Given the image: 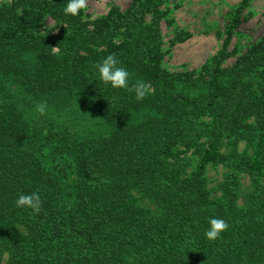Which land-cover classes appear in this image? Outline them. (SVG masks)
<instances>
[{
	"label": "trees",
	"instance_id": "16d2710c",
	"mask_svg": "<svg viewBox=\"0 0 264 264\" xmlns=\"http://www.w3.org/2000/svg\"><path fill=\"white\" fill-rule=\"evenodd\" d=\"M163 3L91 19L0 2V264H264V34L230 66L225 45L169 72ZM109 54L151 93L105 86ZM209 166L227 170L214 190ZM32 192L38 213L15 204ZM209 217L228 223L215 241Z\"/></svg>",
	"mask_w": 264,
	"mask_h": 264
},
{
	"label": "rangeland",
	"instance_id": "374dc122",
	"mask_svg": "<svg viewBox=\"0 0 264 264\" xmlns=\"http://www.w3.org/2000/svg\"><path fill=\"white\" fill-rule=\"evenodd\" d=\"M4 1L12 0H0ZM131 2L88 0L85 14L97 19L106 16L114 7L126 10ZM162 10L165 12L161 22L165 53L163 66L169 72L198 71L225 45L230 53L225 66H230L264 34V0H164ZM54 25L53 21H49V27L53 28ZM54 31L57 32V29ZM226 171L223 166H209L206 179L210 190L216 189L224 180ZM241 186L239 204L243 206L244 194L249 186V179L245 175H242ZM134 194L139 206L156 209L141 194Z\"/></svg>",
	"mask_w": 264,
	"mask_h": 264
},
{
	"label": "clouds",
	"instance_id": "9594fccd",
	"mask_svg": "<svg viewBox=\"0 0 264 264\" xmlns=\"http://www.w3.org/2000/svg\"><path fill=\"white\" fill-rule=\"evenodd\" d=\"M88 0H64L63 13L76 17L87 11ZM58 47V46H57ZM57 47H52L55 51ZM96 73L99 80L113 89H123L134 92L135 99L143 100L151 93V86L143 81H136L130 86V73L114 54L104 57L96 65ZM35 111L41 115L47 111L46 102H39L35 105ZM15 204L19 208L29 209L33 213H38L41 209V197L37 192L31 194H18ZM228 228V223L221 218L209 217L204 236L209 241H215Z\"/></svg>",
	"mask_w": 264,
	"mask_h": 264
}]
</instances>
